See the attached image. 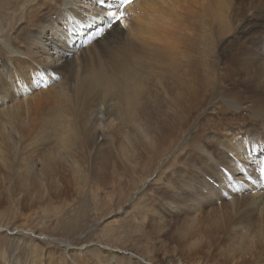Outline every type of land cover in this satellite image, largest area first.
<instances>
[{"label":"bare ground","instance_id":"1","mask_svg":"<svg viewBox=\"0 0 264 264\" xmlns=\"http://www.w3.org/2000/svg\"><path fill=\"white\" fill-rule=\"evenodd\" d=\"M117 4L118 0L104 5L99 0H0V25L10 26L5 34L0 26V41L7 38L6 45L0 43V76H7V62L11 63L8 57L23 47L20 53L34 66L27 72L23 67L27 61L15 59L20 72L9 77L18 82L19 92H27L21 85L23 70L41 82L60 79L53 103L49 100L44 108L41 101L35 103L41 108L33 107L31 125H4L8 139L16 141L14 157L39 150L43 136L46 141L54 140L45 146L51 159L44 162L45 170H29L32 178L40 181L35 188L41 190H29L30 206L39 202L43 206L47 200L52 203L54 198L46 193L52 180L59 185L65 182L63 191L57 190V198L66 195L68 188L69 192L72 187L80 188V195L88 188L94 195L101 194L102 208L117 203V212L122 205L137 204L144 198L149 203L141 220L157 230L164 242L163 253H173L174 262L181 261L179 255L185 256L184 264H264L256 248L244 251L233 242L236 233L252 229L264 241V218L260 217L264 191L259 184L233 189L220 172L221 168L229 169L235 175L233 181L242 180L241 170L230 159L233 157L255 177L264 157V65L257 60L261 54L258 38L249 44L246 37L254 31L264 32V0H136L119 7L124 13L120 25L98 40L107 28L108 12L114 11L113 6L117 10ZM2 11H12V18L2 17ZM248 13L253 23L247 21ZM60 23L64 26L62 38L57 34L62 30ZM214 40L215 56L211 49ZM118 44L124 46L112 66L83 68L85 54L92 58L95 50ZM3 89L13 91L7 85ZM220 98H236L239 102L225 100L220 107ZM151 111H155L156 129L145 117ZM243 112L255 117L247 122ZM111 117L116 124H105ZM3 131L0 127V136ZM85 147L88 153L83 154ZM67 149L80 154L71 155ZM254 157L259 161L251 163ZM245 160L253 167L243 163ZM154 172L157 177L152 183ZM152 186L156 193L150 198L146 194ZM204 188L205 194L201 193ZM227 189L231 203L220 208L210 206L213 200L224 198L222 193ZM21 195L15 192L12 196L17 206H23ZM114 196L117 198L113 201ZM178 221L198 226L197 232L193 226L191 234L196 233L182 244L186 250L175 248L167 239ZM4 239L0 235V243ZM21 239L16 237L9 243L16 247ZM109 246H104L106 253L80 249L82 256L73 263L127 264ZM232 246L244 253L231 250ZM4 251V264L13 263L15 255ZM100 252L104 258H99ZM66 258L61 256V264H66ZM36 263L40 264V258L31 264Z\"/></svg>","mask_w":264,"mask_h":264},{"label":"rangeland","instance_id":"2","mask_svg":"<svg viewBox=\"0 0 264 264\" xmlns=\"http://www.w3.org/2000/svg\"><path fill=\"white\" fill-rule=\"evenodd\" d=\"M11 12L12 11H2L1 16L12 18ZM249 16L250 14L248 13L246 17L247 21L253 23L254 20H251V17ZM260 20L262 21V19ZM60 24L62 30H57V34L62 35L64 26L62 23ZM0 26L1 30H3L2 33L4 34L10 28V26H6L5 24H3V22ZM48 34H51V37L55 36L52 32H49ZM71 34L76 33L71 32ZM61 35L59 38H62ZM66 35L68 38L69 33H67ZM250 36L252 38L249 39ZM246 37L248 39L247 43L249 44H251L250 40H252L253 38H258V49L260 50L261 54L260 57H258L259 59L257 60H259L261 64L263 63L262 65H264V52L262 51V49L264 50V32L254 31L252 35H248ZM6 39L2 40V42L0 41V43L6 45ZM90 45L91 42H89V45H87L86 48H88ZM214 45H217L215 40L213 41V46L211 47L213 55L215 56L217 47ZM123 46V44L114 46L109 45L108 47H105L100 51L95 50V54L92 58L89 55L85 54L86 59H83L81 61L83 64V68L85 67V69L93 70L97 67V64H99L100 67L112 66L114 58L119 54ZM69 47H71V44L69 45ZM17 49L19 50L15 49V53H13L11 57H8L9 59L11 58V63L7 62V70L5 72V75L7 76H0V127H2V129L4 130L0 136V138L2 139V141H0V235L5 238L0 243V264H4L6 256L3 257L2 254L5 255V253H7L6 251H4L6 249L8 251H11L12 254L15 255L14 262L11 264H31L32 261L36 260L37 258H40V264H61V262L64 261V259H61V256L63 255L67 256L65 260L66 264H74L76 263V258L79 259L82 256V253L79 252L80 249L82 250L87 247L89 251L91 250L93 251V253H95L96 250H100L102 252L104 251V253H106L104 246L109 245L113 246L114 249L117 250V254H120L121 257L124 258V262L127 264H146V262H149L148 264H184L183 262L186 261L185 256L178 255L181 261L176 263L174 262L176 259L172 257L173 253H163L162 250L164 242H162L161 238H159V233L155 228L150 227L146 223V221H144V219L141 220V213H143V215L145 214V205L146 203H149V201L144 198L137 201V204H133L135 202H131L127 206L122 205L121 207L123 208L120 207L121 210L119 211V213L117 212L118 204L115 202H111L110 204H108V206L102 208L99 201V199H101V194L98 193L99 195H94L93 192H89L88 188H86L83 195L78 194L80 193V188L78 189L76 187V189H74L75 187H72L70 188V192L68 191V188L65 190L66 192L68 191V196L65 192L66 195L57 198V193L63 191L65 182H61L62 184L60 183L61 185H59L55 184L53 182L54 180H52V182H48L47 186L49 192H46L50 194V196L48 195V197L54 198H51L52 203L48 204L47 202L49 200H47L45 203L46 205L44 204L42 206V204L39 202L33 207L30 206L31 195L28 193L29 190H32L34 193H39L41 192V190H37L35 188V186H37L40 181L34 176L32 178L29 170L31 167H36L39 170H45V168L43 167L44 162L46 164L51 161L48 152L45 150V146L47 142L54 140L46 141V137L43 136L39 140L40 143L43 144L39 147V150L36 151L33 149L31 150L32 153L28 151L26 153L24 152L25 154H18L16 157H14L12 152L16 151V148L14 147L16 141L8 139L7 127L4 125L12 123L16 127H19L27 124L28 122L29 123L27 125H31L34 117V115L31 113L33 107H35V105L41 101L42 104L44 103L42 106V108H44V106H48L49 100L52 101V103V99L56 100V98L58 97L57 92L60 89H57L56 86H58V82H60V79H58L59 81H57V79H54L50 82L49 80H44L43 82H41L38 78H36V80H33V76H27V74L24 73L23 70V80L21 81V85L25 86L27 92H25L24 94L19 92L18 82L15 83L12 79V76L9 77V75H11L12 73H14V75H18V73L20 72L16 60L20 59L23 61H27L23 65L25 70L27 69V72L28 67L32 68L34 66V63L28 61L26 55H22L20 53V51H23V47ZM32 51L34 50L32 49ZM5 59L7 60L6 57ZM62 80L64 79H61V81ZM6 85L9 86L10 89H12L14 92L10 91L8 93L7 91H4L3 87H6ZM42 85H46L47 89H41L40 87ZM51 87H55L54 90L51 89ZM235 99L236 98H220L219 105L221 107L222 105H224L225 100L234 101ZM235 101L239 102L238 99ZM26 102L27 104L23 105ZM37 108H41V104L39 107H35L34 110ZM103 110L105 109L102 108V111ZM47 112L50 115L52 114L49 110H47ZM214 112H216V110H214ZM231 112L232 110L228 109V113ZM243 113V118L246 119L247 122L251 121L250 118L255 117L253 114H249L247 112ZM145 117L147 121L149 119L150 126L156 129L157 121L155 118V111H151V113H145ZM112 120L113 118L111 117L108 119V121H104V123L107 124ZM43 122L44 120L41 122V124ZM113 123L116 124L115 121ZM100 139L101 138H98L97 143H100ZM71 145L72 144H69V147ZM58 151H56V154H58ZM82 152L83 154L88 153L86 147L84 148V150H82ZM101 152L102 149H99L98 155H100ZM67 153L71 155L80 154L79 152L70 149H67ZM2 156H4L7 161H5ZM258 161V158L254 157L251 163ZM156 163L157 161H155L154 167H156ZM243 163H247L252 166L249 160H245ZM69 169V167H66L67 171ZM156 177L157 174L156 172H154L151 177L152 183L156 179ZM58 179L59 178H57L56 180ZM52 186H54L56 189L54 187L52 188ZM60 187H62L61 190ZM140 188L141 185H139L137 189L140 190ZM43 189L44 191L47 190V188L45 187H43ZM57 190L59 191L57 192ZM201 190V193H206L205 188ZM147 191V196H149L150 198L155 197L154 193H156V191L153 186L150 190L147 189ZM15 192H21V194L24 195L23 200H25V202H23L22 200L23 206H17L13 203L12 196ZM228 192L229 189L224 191V193L222 194L226 197L230 196V192ZM62 194L63 193H61L60 195ZM136 194L137 193H135V196ZM27 195L29 196L27 197ZM225 196V199L222 198L221 200H219V202L218 200H213L210 206L220 208L222 205L225 206L226 204L231 203V199H227ZM28 198L30 201L28 200ZM116 198L117 197L114 196L112 197V200L114 201L116 200ZM55 200L57 201L56 203ZM152 203L155 206V202L151 201V204ZM253 209H255V207H253ZM123 212L126 213L124 214ZM255 217L258 218V216ZM260 217L262 219L264 218V212ZM193 226L195 225L184 221H178L175 227H173V229L169 231L167 239L173 242L175 248L179 250H186L182 246V244L189 236H193L198 230V226H195L196 232L191 234ZM16 237L22 239L20 240V242L18 241L16 243V247H13L14 243L10 244L9 242ZM233 237V240H235L233 242L236 247H238L236 244L237 242L240 245V247L238 248L244 251L251 248H256L260 257H264V241L256 229H252L247 233H236V235ZM30 241H33V243ZM235 246H232L231 250L234 249L236 252L244 253L239 251ZM102 252L98 254L99 258H104V254H102ZM8 256L10 257V255ZM45 257L47 258V260Z\"/></svg>","mask_w":264,"mask_h":264},{"label":"snow or ice","instance_id":"3","mask_svg":"<svg viewBox=\"0 0 264 264\" xmlns=\"http://www.w3.org/2000/svg\"><path fill=\"white\" fill-rule=\"evenodd\" d=\"M109 2V0H99V3L101 5L107 4ZM130 2V0H119V3L117 4V10L115 11H109L106 17V23H107V27L111 32H114L116 27H118L120 25V22L123 18L124 13L119 11V7L124 4ZM101 11H105L103 8L101 9ZM97 15H99V13H97ZM105 38H107L105 36ZM99 41H97L98 43Z\"/></svg>","mask_w":264,"mask_h":264}]
</instances>
